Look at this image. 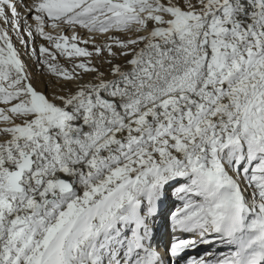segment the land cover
Returning a JSON list of instances; mask_svg holds the SVG:
<instances>
[{
    "label": "snow or ice",
    "instance_id": "1",
    "mask_svg": "<svg viewBox=\"0 0 264 264\" xmlns=\"http://www.w3.org/2000/svg\"><path fill=\"white\" fill-rule=\"evenodd\" d=\"M0 264H264V0H0Z\"/></svg>",
    "mask_w": 264,
    "mask_h": 264
},
{
    "label": "bare ground",
    "instance_id": "2",
    "mask_svg": "<svg viewBox=\"0 0 264 264\" xmlns=\"http://www.w3.org/2000/svg\"><path fill=\"white\" fill-rule=\"evenodd\" d=\"M82 35H86V34L82 33ZM14 43L16 44V47L20 49L22 54V59H24L25 63L28 65V70L32 75V82H36L40 86L39 91L44 92L46 95H48L51 98V96L55 91H59L60 82H58L56 77L51 75L47 71V69H45L42 65L38 64L35 58H30L28 55L25 54L24 47L20 44L18 40L15 39V37H14ZM40 43H46V42L38 38L35 42V45L38 47ZM61 63L62 64L65 63V60L63 58H61ZM178 206H179V202L176 201L175 203L170 204L166 209L170 207L169 210H171ZM161 235L164 238V233H161ZM194 253L195 252L190 254L192 255Z\"/></svg>",
    "mask_w": 264,
    "mask_h": 264
},
{
    "label": "rangeland",
    "instance_id": "3",
    "mask_svg": "<svg viewBox=\"0 0 264 264\" xmlns=\"http://www.w3.org/2000/svg\"><path fill=\"white\" fill-rule=\"evenodd\" d=\"M32 83L38 90L40 89V86L36 82H32Z\"/></svg>",
    "mask_w": 264,
    "mask_h": 264
}]
</instances>
